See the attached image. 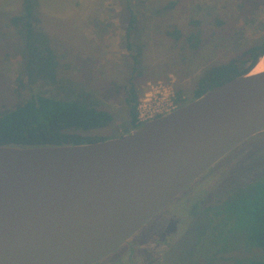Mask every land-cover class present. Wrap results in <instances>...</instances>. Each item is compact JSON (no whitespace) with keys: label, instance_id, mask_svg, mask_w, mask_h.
Returning a JSON list of instances; mask_svg holds the SVG:
<instances>
[{"label":"rangeland","instance_id":"rangeland-1","mask_svg":"<svg viewBox=\"0 0 264 264\" xmlns=\"http://www.w3.org/2000/svg\"><path fill=\"white\" fill-rule=\"evenodd\" d=\"M23 2L0 0V113L33 95L80 100L114 113L108 127L85 133L96 139L117 138L132 128L126 93L117 90L131 77L127 44L143 49L140 98L150 85L168 83L189 102L207 69L264 43V0H135L140 22L130 40L126 0H39V25L51 50L47 52L58 61L57 78L27 85L19 94L26 49L10 19ZM175 29L183 34L179 41L168 35ZM196 32L203 43L194 52L186 38ZM263 203L261 133L209 169L140 230L134 239L144 242L161 234L167 246L161 256L121 248L98 264L264 263V251L248 235L253 213Z\"/></svg>","mask_w":264,"mask_h":264},{"label":"water","instance_id":"water-1","mask_svg":"<svg viewBox=\"0 0 264 264\" xmlns=\"http://www.w3.org/2000/svg\"><path fill=\"white\" fill-rule=\"evenodd\" d=\"M261 133L264 53L250 72L120 137L0 146V264L100 263Z\"/></svg>","mask_w":264,"mask_h":264},{"label":"trees","instance_id":"trees-1","mask_svg":"<svg viewBox=\"0 0 264 264\" xmlns=\"http://www.w3.org/2000/svg\"><path fill=\"white\" fill-rule=\"evenodd\" d=\"M134 2L135 0H126L124 11L125 32L128 40L137 32L140 22L133 8ZM38 10L39 0H24L22 10L10 19L11 26L17 30L18 37L26 49V65L23 72L25 82H21V87L16 88L19 94L26 90L27 85L37 84L42 79L56 82L57 78L58 61L52 53L47 52L51 50L48 49V45H45L47 38L39 25L41 21ZM168 35L175 41L183 37L178 29L168 32ZM186 42L196 52L203 40L200 33L196 32L190 34ZM127 50L132 57L131 77L126 85L117 86V90L121 89L126 93L125 101L132 118V130L141 125L138 123L137 105L140 99L138 89L143 76V49L141 46H133L129 43ZM262 53H264V43L244 50L225 64L207 69L194 99L253 70ZM176 94L179 107L188 102L183 100L182 91L178 90ZM89 98V96L85 97V99ZM113 121L114 113L108 109H99L80 100L33 95L13 109L0 113V146L30 148L104 141L107 139H96L97 137H91L85 133L108 127ZM248 229L250 243L264 251V203L253 213V222Z\"/></svg>","mask_w":264,"mask_h":264},{"label":"built area","instance_id":"built-area-1","mask_svg":"<svg viewBox=\"0 0 264 264\" xmlns=\"http://www.w3.org/2000/svg\"><path fill=\"white\" fill-rule=\"evenodd\" d=\"M178 108L177 94L172 84L150 85L137 105L138 123L156 119Z\"/></svg>","mask_w":264,"mask_h":264},{"label":"flooded vegetation","instance_id":"flooded-vegetation-1","mask_svg":"<svg viewBox=\"0 0 264 264\" xmlns=\"http://www.w3.org/2000/svg\"><path fill=\"white\" fill-rule=\"evenodd\" d=\"M140 231L135 234L124 246L123 249H129V251H134L136 248H140L146 250L149 253V256L152 258L156 254L157 256H161L164 251L166 250V244L163 243L162 239L160 238V233H156L151 240H147L146 242L138 239H134ZM120 248V249H121ZM119 251V250H118Z\"/></svg>","mask_w":264,"mask_h":264},{"label":"bare ground","instance_id":"bare-ground-1","mask_svg":"<svg viewBox=\"0 0 264 264\" xmlns=\"http://www.w3.org/2000/svg\"><path fill=\"white\" fill-rule=\"evenodd\" d=\"M261 71H263V67L262 66H258L257 72H261Z\"/></svg>","mask_w":264,"mask_h":264}]
</instances>
